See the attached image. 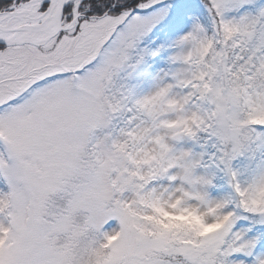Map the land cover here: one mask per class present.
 I'll list each match as a JSON object with an SVG mask.
<instances>
[{"label": "snow or ice", "instance_id": "snow-or-ice-1", "mask_svg": "<svg viewBox=\"0 0 264 264\" xmlns=\"http://www.w3.org/2000/svg\"><path fill=\"white\" fill-rule=\"evenodd\" d=\"M0 264H264V0H0Z\"/></svg>", "mask_w": 264, "mask_h": 264}]
</instances>
